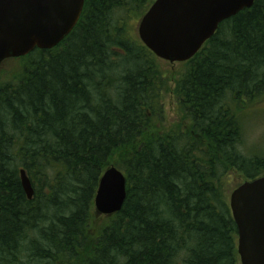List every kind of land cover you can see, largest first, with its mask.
I'll list each match as a JSON object with an SVG mask.
<instances>
[{"label": "trees", "instance_id": "16d2710c", "mask_svg": "<svg viewBox=\"0 0 264 264\" xmlns=\"http://www.w3.org/2000/svg\"><path fill=\"white\" fill-rule=\"evenodd\" d=\"M153 2L85 0L58 46L32 51L0 83V264H238L225 192L231 172L264 175V151L242 150L243 123L264 99V0L184 63L176 130L161 129V61L126 33ZM112 165L126 199L95 228Z\"/></svg>", "mask_w": 264, "mask_h": 264}, {"label": "water", "instance_id": "95a60500", "mask_svg": "<svg viewBox=\"0 0 264 264\" xmlns=\"http://www.w3.org/2000/svg\"><path fill=\"white\" fill-rule=\"evenodd\" d=\"M85 0H0V67L8 59L58 46L78 23ZM255 0H154L141 17L137 35L156 58L170 64L192 59L219 25L250 9ZM28 200L30 180L20 171ZM126 199V179L116 167L99 179L93 200L96 214L118 213ZM237 228L240 264H264V176L245 181L229 195Z\"/></svg>", "mask_w": 264, "mask_h": 264}, {"label": "rangeland", "instance_id": "374dc122", "mask_svg": "<svg viewBox=\"0 0 264 264\" xmlns=\"http://www.w3.org/2000/svg\"><path fill=\"white\" fill-rule=\"evenodd\" d=\"M141 19V14L133 13L130 19L126 22V33L130 36L132 40L138 39L137 27ZM139 40V39H138ZM22 63V58L19 59H8L2 63L0 67V83L6 82L13 76H16L20 71ZM160 70L166 76L168 89L164 93L163 97V118H162V130H176L184 129L185 124L182 121L181 116L178 113V107L175 102V96L173 94L174 83L179 77L185 72L186 67L181 63L170 64L165 61H161ZM253 109L249 119H246L243 123L245 140L244 146L242 148L243 152L247 153L248 150L255 149L258 154H263L264 151V99L257 102ZM248 155V154H247ZM113 166V165H112ZM229 179H227V190L225 192V197L229 203V195L239 184H242L244 180L234 172L229 174ZM92 225L97 228L99 224L104 221L107 216H102L96 214L93 208ZM94 233L91 229V234ZM237 243V239H236ZM239 261V260H238ZM240 264V262H238Z\"/></svg>", "mask_w": 264, "mask_h": 264}, {"label": "bare ground", "instance_id": "6f19581e", "mask_svg": "<svg viewBox=\"0 0 264 264\" xmlns=\"http://www.w3.org/2000/svg\"><path fill=\"white\" fill-rule=\"evenodd\" d=\"M21 183V182H20ZM27 198V197H26Z\"/></svg>", "mask_w": 264, "mask_h": 264}]
</instances>
